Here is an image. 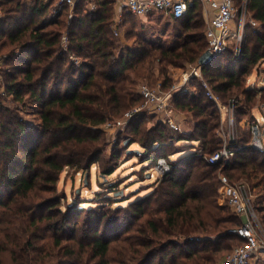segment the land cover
Wrapping results in <instances>:
<instances>
[{
    "label": "trees",
    "instance_id": "trees-1",
    "mask_svg": "<svg viewBox=\"0 0 264 264\" xmlns=\"http://www.w3.org/2000/svg\"><path fill=\"white\" fill-rule=\"evenodd\" d=\"M114 2L76 0L70 8L57 0H0V98L13 104L0 100V264H47L44 248H54L56 264H213L235 240L245 242L229 231L241 221L218 201V170L229 179L247 177L258 188L253 206L264 227L261 150L245 143L227 164L207 162L220 146L218 112L194 75V89L174 93L171 101L174 110L193 116L190 130H173L158 117L147 125L145 118L154 116L149 108L125 126L123 148L141 159L142 168L147 163L149 170L160 156L169 162L151 190L125 206L86 211L80 220V202L62 205L59 173L65 167L86 171L97 162L104 148L100 126L139 103L137 81L156 67L162 75L169 64L197 62L206 50L201 5L193 0L183 17L172 19L179 21V43H151L128 27L127 38L137 41L116 52ZM247 10L257 25L245 24L240 54L228 47L201 68L215 92L230 93L240 75L264 60V0H248ZM127 15L136 17L123 10L119 22ZM168 78H157L163 89ZM27 106L37 114L38 129L21 115ZM172 146L183 147L179 155H171ZM117 156L112 151L111 159ZM115 167L105 165L101 177ZM114 190L109 186L105 201ZM125 242L120 259L113 257L114 246Z\"/></svg>",
    "mask_w": 264,
    "mask_h": 264
},
{
    "label": "rangeland",
    "instance_id": "rangeland-1",
    "mask_svg": "<svg viewBox=\"0 0 264 264\" xmlns=\"http://www.w3.org/2000/svg\"><path fill=\"white\" fill-rule=\"evenodd\" d=\"M234 1H235V6L237 8L241 7V3L243 2V0H234ZM240 12L241 11L239 8V11L235 13V18L233 22L238 20V16L240 15ZM201 13L204 14L202 7H201ZM202 16L204 22L202 29L204 31L206 19L204 18V15ZM244 18L245 21L251 19L250 12L247 10V8ZM233 22L231 23L232 29L234 28ZM111 27H112V31L114 28H117L118 30V33L116 35L113 34V32L111 34V36L114 37V39L116 40L117 44H119L118 47L114 48L116 52L119 50V48L122 45L125 44L131 45L133 42L135 43L137 41L136 36H140L151 43L162 44L164 47L172 46L176 43H179L180 41V38L177 35L178 34L177 32L181 30L179 29V21H173L172 19L164 17L163 14H159V13L158 14L152 13L144 17H133L127 15V19L126 20L123 19L120 22L119 19H117L113 15V22ZM128 27L131 28L132 31L136 33V36L132 35L129 39L127 38L125 34V29H128ZM206 46L207 43L205 42V47ZM222 66H223V70H225L226 68L224 67V65ZM194 68H198L197 62L185 61L183 62L182 65L180 64L176 66L169 64L168 69L164 74L161 75V73L158 71V67H156L153 69V73H151V75L148 78L139 79L137 81V86L135 88V93L137 91L138 94L137 96L140 100L139 103H137L132 107H129L121 115L107 119L105 123L108 122L111 124V126L106 127L105 123H103L100 126L102 131L101 137H103L104 139L103 140L104 148L97 162L92 163L89 170L86 171L84 170L76 171L73 168L65 167L59 173L57 179L56 192L59 195L64 196L63 198H61L62 205L66 204V202H69L71 204L76 201V202H80L82 206L85 207L81 211V214L77 218V220H80L86 214V211L91 210L93 211V213L96 214L105 210V208L108 209L110 205L111 207L119 206V205L125 206L130 200L151 190L149 184L155 180L156 174H151V170H150L151 168H149V170H145L146 168L148 169L147 163H144L145 166H143L142 168L141 159L137 158L135 154L131 152H126L124 150L123 141L125 135L127 134V130L125 129L126 125L124 127H119L116 124V121L121 119L126 111H129L133 107L144 103V101L141 100V97L139 96L138 93V86L141 83H145L152 88L159 85V87L163 89L160 85L161 80L157 78L163 77V75H167V77H169L168 79H170L167 85L168 87L166 86L168 89L173 85L178 86L180 84L181 78L183 77V74L189 73L190 75ZM192 76L193 75L189 76L184 83L185 88L188 90L194 89L193 85L195 79H192ZM196 77L200 79V77L198 76ZM192 80L193 82H191ZM238 80H239L238 81L239 86H234L230 93L215 92L211 88V86L207 83L210 91L215 96L217 103L220 104L221 107L228 105L230 101L233 103L232 116L235 121V126L234 128L229 129L226 127V120L225 121L223 120V118H225L224 108H222L223 114H221L217 107L216 102L208 97V99L211 100V102L214 103L215 105V106L213 105L211 109L214 110L215 113L218 112L217 114L218 120L217 121L215 120V123L217 122L215 128V135L219 139L220 146L216 150L220 149L224 144H227L233 148L242 146L245 143H248V145H252V133L250 126L252 122H255L257 119L259 121L258 130L261 134V141H262V147L257 149L261 150V156H259L261 158L262 156L264 157V60L252 66L246 75L243 76L240 75ZM182 91L184 90H181L180 92ZM0 100L4 104L10 106L13 105L8 99L5 100L0 98ZM26 108L21 113L22 117L24 118V121H26L32 127L33 130L38 129L37 128L38 117L37 114L34 113V108L29 106H27ZM144 109H148V107L143 106L141 111ZM148 111L153 113L154 116L153 117L148 116L145 118V123L147 125H150L151 123L155 122V120L158 118L164 121L165 115L163 112L156 113L153 112L152 110H148ZM171 116L179 124L180 131L190 130L194 124V118L191 115V113L188 111H177L174 110L171 106ZM148 119L150 123L147 122ZM230 135L232 141L229 140ZM130 144H128L130 145V147L136 146L135 143H130ZM181 148L183 147L172 146L171 148H169V151L174 152L171 155L177 156L179 155V153H176V151L178 149L181 150ZM114 150L117 151L118 156L115 159L113 158L111 159V154L112 151ZM105 165H116V167L114 168L111 174L104 176L103 179L101 176H102V169L103 167H105ZM219 173H224V172L218 170L217 178ZM229 181L233 183L247 184L251 188L252 202L254 204V202L257 200L256 194L259 193L258 192L259 190L258 188L253 189L252 186H250L252 183L249 180V178L239 177L237 179H229ZM109 186L113 187L115 190L112 194H110L111 199L105 201L104 195L109 191ZM217 195H218V201H221L223 203L226 202L225 200L219 197L218 191H217ZM107 212L110 213L111 215L114 214V210H108ZM256 214L261 228L264 229L263 224L259 218V213H257V211ZM53 219H55V217H53ZM120 223H123V221ZM117 224L120 225L119 223ZM118 225L116 226V228L118 227ZM121 229L119 231H122L121 233H124V229L122 230ZM48 234H50V232ZM37 243H40L39 240L37 241ZM234 243L235 244L232 246L229 252L227 250L220 252L219 254L222 255L221 258L215 261L213 264H220L221 259L227 256L231 252V250L238 244L236 240L234 241ZM112 244L114 245V243ZM125 245L126 242L125 244L120 243L118 245H115L113 251L111 252V255L117 259H120L119 256L125 251ZM52 249L54 248H50V250L44 248L43 253H41V256L45 258V261L48 260L47 264H56L58 254L55 253V250ZM3 260L5 263H8L7 253L4 254ZM156 261H158V257L154 260L153 263H156ZM263 261H264V251L262 249L261 251L257 252L255 255L252 256L249 264H262Z\"/></svg>",
    "mask_w": 264,
    "mask_h": 264
},
{
    "label": "built area",
    "instance_id": "built-area-1",
    "mask_svg": "<svg viewBox=\"0 0 264 264\" xmlns=\"http://www.w3.org/2000/svg\"><path fill=\"white\" fill-rule=\"evenodd\" d=\"M76 0H57V2L67 4L70 8ZM193 0H123V4L127 11H130L136 16H147L152 12H163L172 19L183 17L188 9V6ZM206 19L204 28V36L207 43L206 50L213 54H220L228 47L233 50V55L238 56L244 41L245 24L249 22L252 26H256L257 22L254 19L245 21V12L247 1L243 0L240 8L238 20L234 21L235 13L239 8L235 6L234 0H197ZM233 22V29L231 23ZM114 34L117 30L114 29ZM65 39V37H63ZM201 68H194L192 73H184L180 84L173 85L166 90H163L157 85L152 88L145 83L138 86V93L144 103L139 104L123 114V117L116 121L119 127H124L128 120L137 112L141 111L143 106H147L150 110L156 113L163 112L164 121L167 122L170 128L180 131L179 124L171 116V101L175 92L185 90V81L189 76L195 75L200 77L202 86L205 88V94L210 99L214 100L217 107L222 113V108L225 110L226 127L234 128L235 121L232 116L233 103L230 101L228 105L221 107L217 103L215 96L209 89L207 82L201 75ZM183 86V87H182ZM182 87V88H181ZM223 110V112H224ZM225 123V122H224ZM259 121L256 119L252 122L250 129L252 133V146L255 148L262 147L261 134L258 130ZM105 126H111L110 123H105ZM230 141L231 135H230ZM234 153V148L227 144L209 155L206 160L210 164L219 163L226 164ZM169 169V162L163 156L156 159V162L151 167V174L162 175ZM219 184L217 191L219 197L227 202L233 212H235L241 221V224L229 231L242 237L245 242L237 244L231 252L221 259L220 264H249L253 255L263 249L264 251V229L261 228L256 211L252 202L251 188L245 183L230 182L224 173L218 174ZM260 233V234H259Z\"/></svg>",
    "mask_w": 264,
    "mask_h": 264
},
{
    "label": "crops",
    "instance_id": "crops-1",
    "mask_svg": "<svg viewBox=\"0 0 264 264\" xmlns=\"http://www.w3.org/2000/svg\"><path fill=\"white\" fill-rule=\"evenodd\" d=\"M113 7H114V16L116 17V18H120L121 17V15H122V11L123 10H126V8H125V6H124V4H123V0H115V2H114V4H113ZM152 13H156V14H163L164 15V17H167V18H170L169 16H167V15H165L163 12H156V11H154V12H152ZM151 13V14H152ZM150 15V14H149ZM136 16V15H135ZM148 16V15H147ZM136 17H144V16H136ZM118 18V19H119ZM170 19H172V18H170ZM114 29H116L117 30V28H114ZM114 29H113V34H114ZM117 33H118V30H117ZM116 35V34H115Z\"/></svg>",
    "mask_w": 264,
    "mask_h": 264
},
{
    "label": "water",
    "instance_id": "water-1",
    "mask_svg": "<svg viewBox=\"0 0 264 264\" xmlns=\"http://www.w3.org/2000/svg\"><path fill=\"white\" fill-rule=\"evenodd\" d=\"M218 54H213L209 50H205L197 59L200 68L213 60Z\"/></svg>",
    "mask_w": 264,
    "mask_h": 264
}]
</instances>
